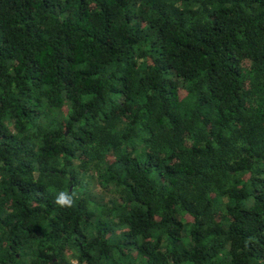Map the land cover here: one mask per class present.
Listing matches in <instances>:
<instances>
[{"label":"trees","instance_id":"1","mask_svg":"<svg viewBox=\"0 0 264 264\" xmlns=\"http://www.w3.org/2000/svg\"><path fill=\"white\" fill-rule=\"evenodd\" d=\"M0 264H264V0H0Z\"/></svg>","mask_w":264,"mask_h":264},{"label":"clouds","instance_id":"2","mask_svg":"<svg viewBox=\"0 0 264 264\" xmlns=\"http://www.w3.org/2000/svg\"><path fill=\"white\" fill-rule=\"evenodd\" d=\"M72 202V197L64 192H61L56 199V203L61 206H71Z\"/></svg>","mask_w":264,"mask_h":264}]
</instances>
